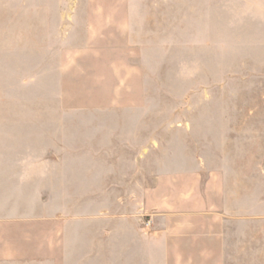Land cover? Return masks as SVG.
<instances>
[{
    "label": "rangeland",
    "instance_id": "rangeland-1",
    "mask_svg": "<svg viewBox=\"0 0 264 264\" xmlns=\"http://www.w3.org/2000/svg\"><path fill=\"white\" fill-rule=\"evenodd\" d=\"M3 124L49 135L35 164L89 152L66 162L105 180L63 193L54 222L0 207V264H60L63 223L84 205L96 218L174 198L196 168L204 184L226 163L259 182L250 247L264 264V0H0ZM94 248L92 264H115Z\"/></svg>",
    "mask_w": 264,
    "mask_h": 264
},
{
    "label": "crops",
    "instance_id": "crops-1",
    "mask_svg": "<svg viewBox=\"0 0 264 264\" xmlns=\"http://www.w3.org/2000/svg\"><path fill=\"white\" fill-rule=\"evenodd\" d=\"M0 128V207L17 208L19 212L12 211L3 218L57 221L55 209L66 200L63 193L90 191L91 185L105 180L101 168L66 162L90 160L89 152L78 156L58 153L65 160L61 166L37 165L35 162L44 157L42 150L48 147L44 139L49 135L31 130L36 126L3 124ZM212 169L206 170L203 184L201 171L205 169L199 172L196 168L189 185L173 194L174 198L167 193L156 203L135 200L127 203L130 210L126 203L118 202L125 210L115 215L93 218V212L84 205L79 212L83 216H70L63 223L59 263L100 262L94 247L102 244L110 246L112 251L107 255L115 264H171L172 259L177 264H252L250 226L259 218L251 215L250 193L252 185L259 182L252 184V170L244 167L226 163ZM190 173L181 169L170 180L180 183ZM148 221L151 224L147 225ZM55 232L59 235L58 228ZM54 262L52 259L50 264Z\"/></svg>",
    "mask_w": 264,
    "mask_h": 264
},
{
    "label": "built area",
    "instance_id": "built-area-1",
    "mask_svg": "<svg viewBox=\"0 0 264 264\" xmlns=\"http://www.w3.org/2000/svg\"><path fill=\"white\" fill-rule=\"evenodd\" d=\"M146 224H147V225L151 224V221H148Z\"/></svg>",
    "mask_w": 264,
    "mask_h": 264
}]
</instances>
